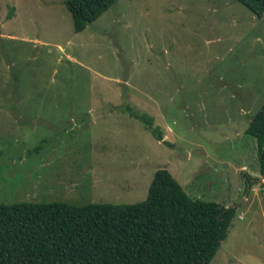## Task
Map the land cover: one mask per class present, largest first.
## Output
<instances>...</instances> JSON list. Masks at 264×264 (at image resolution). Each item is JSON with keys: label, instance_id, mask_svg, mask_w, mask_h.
<instances>
[{"label": "rangeland", "instance_id": "rangeland-1", "mask_svg": "<svg viewBox=\"0 0 264 264\" xmlns=\"http://www.w3.org/2000/svg\"><path fill=\"white\" fill-rule=\"evenodd\" d=\"M65 1L0 0V203L135 204L167 169L237 209L210 264H264L246 132L264 105L263 19L237 0H118L76 33Z\"/></svg>", "mask_w": 264, "mask_h": 264}, {"label": "trees", "instance_id": "trees-1", "mask_svg": "<svg viewBox=\"0 0 264 264\" xmlns=\"http://www.w3.org/2000/svg\"><path fill=\"white\" fill-rule=\"evenodd\" d=\"M117 1L66 0L75 32ZM237 1L264 21V0ZM246 132L264 173V105ZM236 211L192 199L167 169L135 204L0 203V264H210Z\"/></svg>", "mask_w": 264, "mask_h": 264}]
</instances>
